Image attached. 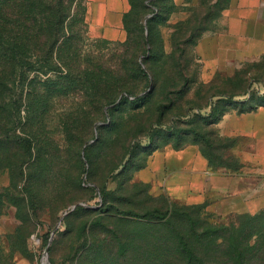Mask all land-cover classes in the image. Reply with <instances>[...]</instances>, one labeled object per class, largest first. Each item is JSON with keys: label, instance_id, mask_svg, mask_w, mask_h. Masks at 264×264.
<instances>
[{"label": "rangeland", "instance_id": "374dc122", "mask_svg": "<svg viewBox=\"0 0 264 264\" xmlns=\"http://www.w3.org/2000/svg\"><path fill=\"white\" fill-rule=\"evenodd\" d=\"M72 1L65 23L71 35L68 45L82 51L86 66H102L100 73L118 70L123 63L129 71L122 79L133 96L123 101L117 96L95 116L92 91L66 80L65 69L57 63L34 64L27 80L11 87L9 104L24 91L12 134L30 141L33 156L24 158L26 146L18 143H9V154L0 155L8 163L0 161V264H185L178 233L197 251L195 264H219L222 255L216 243L223 233L214 230L233 225L240 216L165 198L152 200L149 188L140 183V168L153 149L163 148L170 139L200 141L192 130L209 135L218 146L230 143L216 135L217 116L223 108L239 112L264 105V62L227 64L206 86L200 80L195 46L200 35L213 28L219 10L203 16L196 9L194 19L186 22L167 21L164 15L144 22L151 45L138 53L139 33L126 44L96 40L90 34L91 0ZM137 63L150 79L133 72ZM213 94L230 99L219 102L211 117L205 106L215 103ZM213 152L226 155L223 150ZM23 158L27 162L20 169ZM256 172L251 166L246 171ZM257 180L254 177V184ZM113 207L140 215L152 208L170 213L155 221L161 223L156 226L150 219L120 215ZM259 213L253 207L246 216Z\"/></svg>", "mask_w": 264, "mask_h": 264}, {"label": "crops", "instance_id": "0c3cea01", "mask_svg": "<svg viewBox=\"0 0 264 264\" xmlns=\"http://www.w3.org/2000/svg\"><path fill=\"white\" fill-rule=\"evenodd\" d=\"M94 39L125 42V17L132 10L130 0H91ZM170 20L182 22L198 14L219 10L213 28L201 34L195 51L200 63V80L211 84L227 64L264 62V0H173ZM203 17L199 18L202 20ZM217 137L233 146L225 162L236 159L241 168H214L201 145L176 150L168 146L155 152L140 170V182L150 187L154 198L187 206H205L220 215L248 214L251 208L264 211V106L254 111H230L215 125ZM254 167L257 174L246 173ZM254 177L257 183L254 184ZM261 191V192H260ZM257 197V198H256ZM257 199V200H256Z\"/></svg>", "mask_w": 264, "mask_h": 264}, {"label": "trees", "instance_id": "16d2710c", "mask_svg": "<svg viewBox=\"0 0 264 264\" xmlns=\"http://www.w3.org/2000/svg\"><path fill=\"white\" fill-rule=\"evenodd\" d=\"M72 2V0H0V155L5 156L9 154L7 153L9 143H18L21 146H26L24 158H31L33 156V149L30 141L20 135L15 136L12 134L13 127L16 123L18 124V117L14 112L18 113L21 110V107L17 103L18 101L22 102L24 91H21L18 97L19 100L14 105L12 103L9 104L8 96L13 94L11 90L12 86L15 84L17 85L18 81L27 80L31 66H34L36 63H44L49 66H52L53 63H57L61 68L65 69L64 72L67 74L64 78L66 80L84 87L88 91H92L90 98L92 100L91 103L95 116L107 110L117 96L122 97L121 101L126 97L133 96V91L122 79V73L129 71L128 68L123 67V63L122 67L120 65L118 70L107 68L106 72L100 73L97 71L102 66L95 64L86 66L84 64V55L82 51L78 47L74 48V46L68 45L71 35L66 31L65 23L70 17ZM130 3L132 5V10L125 17L124 21L128 37L127 40L122 43L126 44L131 42L132 36L139 33L140 37L138 41L140 48L138 53H142L143 50H148V47L151 45L150 34L149 36L145 35L147 30L143 25L144 22H155V20H159L163 15L166 16L167 21H169L171 15L176 10V6L173 0H157L154 2H152V0H130ZM149 3H151V5H149ZM164 3H166V7H163ZM151 6V18H148V12ZM133 25H136L134 30ZM107 42L115 43L110 41ZM64 52H68V56L65 57ZM133 72L137 74V76L139 75L145 79H150L149 74L139 63L136 64V68L133 69ZM37 78L38 77H35V80ZM61 85L62 84H60V86ZM55 92L56 90H53L52 93ZM27 95H29V92ZM32 95L35 96L36 93L33 92ZM212 98L216 99L214 101L215 103L210 102V104L205 106V108H210L209 113L211 117H213L214 114L216 115V108L219 102L230 99L225 94H213ZM134 100L138 101L140 99ZM258 107L259 106L248 110H242L239 111V113L254 111ZM228 112V108H223L217 116L215 125ZM192 132L200 137V141L187 144L178 136L177 138L179 139L176 143L170 139L163 148L157 147L153 149L150 157L155 152L168 146L179 150L185 146L195 144L202 146L203 152L209 159L212 167H227L233 171H238L241 168L240 163L236 159L233 158L234 162L228 164L225 162L224 156L216 155L215 152H213L214 150L216 152L223 150L226 154L233 146L230 141H228L230 143L222 147L214 144L209 135L200 134L195 130H192ZM24 158L21 159L20 169L22 164L27 162ZM1 160L2 159H0V161ZM148 160L140 170L146 166ZM2 162L8 164L4 162V159L1 163ZM0 168H2V166ZM141 184L148 187L150 192V187L148 185ZM149 195L152 200L158 199L154 198L150 193ZM100 197L105 201L106 197L103 192L100 193ZM160 198L165 197L161 196L159 199ZM166 200L169 202L168 199ZM187 207L205 209V206ZM113 208L120 215L131 216L136 219L153 220L154 222L151 221V223L156 224V226L161 223L155 221L160 222L170 213L169 209L163 213L160 209L152 208L144 215H140L131 211L121 212L117 207ZM246 215L248 214L237 215L240 216V220L233 225L225 227L219 226L214 230L215 233H223L217 237V242L220 243H216V247L223 250L218 249L222 255V257L219 256L218 258L220 259L218 262L219 264H258V261L264 264V211L256 216ZM177 236L179 248L187 259L185 264H195L198 261L197 251L191 247L181 233H178ZM48 242L49 240L46 241V243ZM212 244L213 241L208 243V245L211 246ZM202 264H207V262H202Z\"/></svg>", "mask_w": 264, "mask_h": 264}]
</instances>
